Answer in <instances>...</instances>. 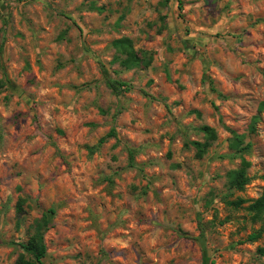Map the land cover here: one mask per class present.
Wrapping results in <instances>:
<instances>
[{
  "label": "rangeland",
  "instance_id": "rangeland-1",
  "mask_svg": "<svg viewBox=\"0 0 264 264\" xmlns=\"http://www.w3.org/2000/svg\"><path fill=\"white\" fill-rule=\"evenodd\" d=\"M263 195L264 0H0V264H264Z\"/></svg>",
  "mask_w": 264,
  "mask_h": 264
},
{
  "label": "trees",
  "instance_id": "trees-1",
  "mask_svg": "<svg viewBox=\"0 0 264 264\" xmlns=\"http://www.w3.org/2000/svg\"><path fill=\"white\" fill-rule=\"evenodd\" d=\"M181 7V4H180ZM116 47L124 54L128 56L129 62H135V64L143 62V58L138 55V51L135 50L133 40L129 37H123L122 39L115 41ZM144 56L148 55L147 51H141ZM107 83L113 92L117 95H122L124 91H128L130 89V85L124 81L107 78ZM145 95L150 96L145 93ZM203 129L207 133H211V129L209 127H203ZM116 130L112 129L108 136H116ZM107 137H103L100 140V144L106 140ZM199 145V143H197ZM135 151L133 149L129 150L130 161L133 163ZM249 182V178L245 177L242 172H237L232 180L233 184H236L238 188L242 189ZM232 204H238V202H230ZM24 199H20L18 203V213L21 214L23 211ZM250 209L254 211V218H259L261 214L264 212V195L258 199L255 203L250 206ZM55 208H50L47 212H44L40 218L35 220V222L31 225L32 233L29 239L26 242L18 243L22 248V252L17 258L15 264H45L44 258L48 253L47 244L45 241V234L48 230V226L50 224V214L55 213ZM186 238H192L196 240H201L203 233L198 237L190 236L187 233L183 234ZM261 236L260 232H254L248 236L249 241H256ZM260 253L264 256V247L260 249Z\"/></svg>",
  "mask_w": 264,
  "mask_h": 264
}]
</instances>
